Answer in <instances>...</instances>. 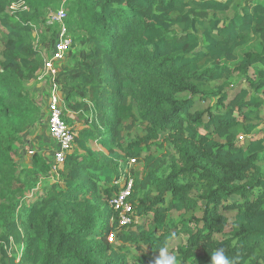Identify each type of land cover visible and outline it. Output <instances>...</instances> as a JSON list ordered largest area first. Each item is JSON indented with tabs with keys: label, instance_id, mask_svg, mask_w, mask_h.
Instances as JSON below:
<instances>
[{
	"label": "trees",
	"instance_id": "16d2710c",
	"mask_svg": "<svg viewBox=\"0 0 264 264\" xmlns=\"http://www.w3.org/2000/svg\"><path fill=\"white\" fill-rule=\"evenodd\" d=\"M61 4L73 140L53 170L51 137L17 153L47 119L31 84ZM216 249L264 264V0H0V264H211Z\"/></svg>",
	"mask_w": 264,
	"mask_h": 264
},
{
	"label": "built area",
	"instance_id": "2783aa9c",
	"mask_svg": "<svg viewBox=\"0 0 264 264\" xmlns=\"http://www.w3.org/2000/svg\"><path fill=\"white\" fill-rule=\"evenodd\" d=\"M56 11L50 8L47 12V23L57 24V36L54 46L49 56H45L42 69L38 72L36 79L48 83L47 92V120L46 126L49 136L56 142L57 149L53 153L52 169L56 168L64 161L66 152L70 149L73 132L63 118L64 102L60 92V86L56 82V76L59 71V65L65 54L71 46V36L67 32L64 18L66 11L63 6ZM32 154V151H29ZM133 161V160H131ZM132 181L131 179L124 185L123 189L115 196L112 201V207L118 210L120 223L127 224L130 222L131 206L127 199L130 195ZM112 241V236L109 237Z\"/></svg>",
	"mask_w": 264,
	"mask_h": 264
},
{
	"label": "rangeland",
	"instance_id": "374dc122",
	"mask_svg": "<svg viewBox=\"0 0 264 264\" xmlns=\"http://www.w3.org/2000/svg\"><path fill=\"white\" fill-rule=\"evenodd\" d=\"M61 7L60 6H56V8H53V12H55V9H59ZM57 25V24H56ZM50 55L47 54V56ZM47 86H49V84H46ZM46 135L49 136L48 131H47V126H46V121L45 123H43L42 127L40 126L39 128L34 127L30 133L25 137L27 140L26 146L25 147H21L18 146V153H17V157L19 159H21L23 157V155L25 156L24 160H20L22 163L24 161H26V163L29 160V156L31 154H29V151H33L35 149L39 150L40 152H42L43 154H47L48 152V146H47V139L45 138ZM50 137V136H49ZM28 150V153L25 150ZM24 152H26L27 154H29L28 156H26V153L24 154ZM185 241L184 237H178L175 240L171 241L167 246V249H170L171 247H176L178 245H180L181 243H183ZM155 258H161V252L157 255H155Z\"/></svg>",
	"mask_w": 264,
	"mask_h": 264
},
{
	"label": "clouds",
	"instance_id": "9594fccd",
	"mask_svg": "<svg viewBox=\"0 0 264 264\" xmlns=\"http://www.w3.org/2000/svg\"><path fill=\"white\" fill-rule=\"evenodd\" d=\"M156 264H177L175 256L166 255L162 250L161 258H158ZM211 264H234L224 249H216L211 255Z\"/></svg>",
	"mask_w": 264,
	"mask_h": 264
},
{
	"label": "crops",
	"instance_id": "0c3cea01",
	"mask_svg": "<svg viewBox=\"0 0 264 264\" xmlns=\"http://www.w3.org/2000/svg\"><path fill=\"white\" fill-rule=\"evenodd\" d=\"M61 6H63V4H61ZM64 7V6H63ZM47 83H45L44 81H38L35 80L31 86H33V92L37 94V100L39 101V103L42 105V107L44 108L43 111H45V114L47 115V92H48V86L46 85ZM47 120V119H46ZM47 140H51L50 137L48 135H46L45 137ZM52 143L57 147L56 142L52 139ZM51 143V144H52Z\"/></svg>",
	"mask_w": 264,
	"mask_h": 264
}]
</instances>
